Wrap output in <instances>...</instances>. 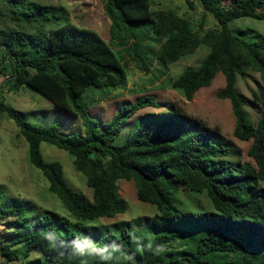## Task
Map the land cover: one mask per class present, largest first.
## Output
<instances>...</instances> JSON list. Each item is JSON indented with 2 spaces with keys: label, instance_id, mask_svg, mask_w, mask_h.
<instances>
[{
  "label": "trees",
  "instance_id": "16d2710c",
  "mask_svg": "<svg viewBox=\"0 0 264 264\" xmlns=\"http://www.w3.org/2000/svg\"><path fill=\"white\" fill-rule=\"evenodd\" d=\"M192 2L215 20L217 29L205 30L204 23L196 25L172 10L153 8L152 0H105V12L115 10L118 22L110 20L104 34L68 21L46 33L33 58L18 48L10 33L2 32L0 47L12 68L9 73L0 68L1 88L7 84L8 91H13L27 86L55 108L81 117L86 131L83 137L62 136L56 127L28 124L0 102V113L16 124L28 145V159L42 174L48 192L73 216L72 222L47 214L29 221L23 206L0 204V256L5 259L1 264L17 259L11 249L19 243L29 249L62 247L63 261H68L76 247L72 227L125 211L118 180L133 181L137 200L155 206L152 231L156 236L143 257L135 258L127 230L97 240L88 254L113 245L124 257L123 264H264V94L257 90L250 101L236 91L237 81L249 72L258 73L264 84V34L246 40L229 26L246 18L264 21V0H186L189 7ZM153 32L164 66L192 55L200 46L208 50L197 68L183 71L170 86L191 101L222 75L224 87L216 97L231 106L233 137L251 143L246 153L249 161L229 160L230 150L174 104L155 122L147 119L151 123L139 127L123 145H113L127 119L145 108H158L153 96L121 108L102 128L88 118L80 96L88 88L126 84V69L141 62L139 45L148 42ZM141 68L148 74V65ZM251 106L258 110L255 123L248 111ZM43 142L73 158L91 190V200L69 188L58 162L43 161ZM182 193L185 197L205 194L212 210H184L175 204Z\"/></svg>",
  "mask_w": 264,
  "mask_h": 264
},
{
  "label": "rangeland",
  "instance_id": "374dc122",
  "mask_svg": "<svg viewBox=\"0 0 264 264\" xmlns=\"http://www.w3.org/2000/svg\"><path fill=\"white\" fill-rule=\"evenodd\" d=\"M104 1L21 0L20 3H14V0H0V39L4 37L2 32L10 33L18 48L27 50L28 55L33 58L46 33L68 21L80 28H93L104 34L109 28L110 20L118 22V15L114 16L117 12L110 10L112 11L110 14L106 7L108 17L104 10ZM152 5L156 9L172 10L196 25L204 23L205 30L218 27L211 16L203 14L197 2H192V7H189L186 0H152ZM146 26L151 32L152 27ZM229 26L246 40H255L264 34L262 20L246 18L233 21ZM149 39L148 42L139 45L138 56L141 62L135 61L126 69V84L117 87L88 88L80 96V103L86 108L88 118L98 128H102L121 108L130 106L144 97L153 96L158 108H145L127 119L113 140V145H123L139 127L151 123L147 119L155 122L157 116L167 111L170 104H174L184 114L199 121L203 128L212 132L213 139L230 150L232 156L228 158L229 160L249 161L246 153L251 143L233 137L234 116L231 106L227 100L216 97V93L224 87L222 75H218L208 88L200 89L191 101H187L180 91L170 86V82L183 71L197 68L208 50L200 46L192 55L164 66L160 63V44L156 34L151 33ZM5 56L4 49L0 47V68L9 73L12 65L10 59ZM143 64L148 65V74L142 72ZM28 72L32 74L30 69ZM3 79L0 73V83ZM257 90L264 94V84L258 73L249 72L248 77L237 81V93L250 101L253 99V92ZM0 102L11 107L28 124L43 128L56 127L62 136L85 135L86 126L81 117L55 108L46 98L27 86L8 91L7 84L2 88L0 85ZM248 111L252 122L255 123L258 118L257 108L251 106ZM40 153L44 162H58L61 165L64 179L72 191L91 200L92 193L86 185L85 177L75 169L73 158L68 153L45 142L40 144ZM116 186L119 196L126 204L125 211L113 218L88 221L80 228L72 227L70 231L76 237V247L68 261H63L65 250L62 247L29 249L28 245L19 243L11 249L17 254V259L7 264H123L124 257L117 251V246L111 245L106 251L96 255L88 254V251L89 248L90 251L95 249L97 240L106 236H120L124 230L131 234L135 258L143 257L148 245L156 236L152 231L155 206L137 200L133 181L118 180ZM0 204L23 206L29 211V221L46 214L54 219L64 217L70 222L73 221V216L64 208L61 201L48 192L47 183L40 171L30 163L28 145L25 139L19 136L16 124L6 114L1 113ZM175 204L186 211L212 210L205 194H189L185 197L182 193L176 198ZM4 261L5 259L0 256V264Z\"/></svg>",
  "mask_w": 264,
  "mask_h": 264
}]
</instances>
